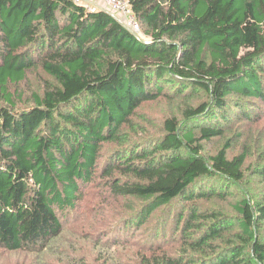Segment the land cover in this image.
Segmentation results:
<instances>
[{"label": "trees", "instance_id": "obj_1", "mask_svg": "<svg viewBox=\"0 0 264 264\" xmlns=\"http://www.w3.org/2000/svg\"><path fill=\"white\" fill-rule=\"evenodd\" d=\"M130 6L142 38L73 0H0V249L56 254L64 223L97 178L111 196L142 203L138 225L175 200L191 203L184 236L202 228L194 201L226 199L247 173L264 181V159L246 166L248 150L230 157L231 139L205 153L235 121L259 119L245 104L264 116V0ZM37 66L52 80L33 106L17 109L9 85ZM161 98L177 102L179 114L166 117L157 138L133 141L139 108ZM107 144L116 147L100 170ZM206 179L227 186L211 194ZM232 209L208 215V230L190 243L206 251L201 257L150 250L136 264H264V200L245 197Z\"/></svg>", "mask_w": 264, "mask_h": 264}, {"label": "rangeland", "instance_id": "obj_2", "mask_svg": "<svg viewBox=\"0 0 264 264\" xmlns=\"http://www.w3.org/2000/svg\"><path fill=\"white\" fill-rule=\"evenodd\" d=\"M47 80L52 78L37 66L29 70L20 83L10 84L9 90L15 95L17 109L33 106V94L43 95ZM245 105L259 119L252 123L235 121L225 137L216 138L206 144L207 156L215 154L227 139H231L233 147L229 151L230 157L248 150L246 166L257 165L264 159V116H261L259 108L255 110L251 104ZM260 106L263 104L260 103ZM179 112L180 106L177 102L169 103L164 98L143 103L135 115L134 122L137 127L131 132V139L141 142L157 138L163 133L166 117ZM115 147V144L104 146L100 170L107 162L110 149ZM116 176L122 177L119 173ZM103 183L97 178L83 190L81 203H78L74 214L71 213L68 221L64 223L62 238L54 247L58 249L56 254L49 252L43 257H37L28 251L10 252L0 249V264H136L137 260L140 262L143 253L146 256L151 255L150 250L159 256L163 254L181 257L188 253L194 258L201 257L206 251L202 253L201 250H195L190 247V243L208 230L212 222L208 215L221 210L230 217L235 214L232 205L245 197H250L253 201L264 200V181L259 176L247 173L240 186L229 185L226 199L214 196L194 201L198 211L204 214L200 217L202 228H196L184 236L181 229L191 203L184 199L175 200L171 205L157 210L145 223L138 225L136 211L142 203L132 197L111 196ZM202 185L211 194L220 192L221 187L227 186L219 179H206ZM234 230H238V227ZM234 230L225 233L224 238L217 242V250L225 247L223 240L232 237ZM260 236L264 237V224ZM208 251L211 252L210 255L215 253Z\"/></svg>", "mask_w": 264, "mask_h": 264}, {"label": "built area", "instance_id": "obj_3", "mask_svg": "<svg viewBox=\"0 0 264 264\" xmlns=\"http://www.w3.org/2000/svg\"><path fill=\"white\" fill-rule=\"evenodd\" d=\"M76 4L85 6L88 10L107 11L116 21L124 25L137 36L142 35L141 26L131 10L130 0H73Z\"/></svg>", "mask_w": 264, "mask_h": 264}, {"label": "bare ground", "instance_id": "obj_4", "mask_svg": "<svg viewBox=\"0 0 264 264\" xmlns=\"http://www.w3.org/2000/svg\"><path fill=\"white\" fill-rule=\"evenodd\" d=\"M79 5H81V4H79ZM82 6H83V5H82ZM84 7H85V6H84ZM85 8H86V7H85ZM97 10H103V9H100V8H99V9H97ZM97 10H96V11H97ZM90 11H91V10H90ZM92 12H94V11H92ZM123 26H124V25H123ZM124 27H125V26H124ZM128 30H129V29H128ZM129 31H130V30H129ZM132 33H133V32H132ZM133 34L136 35L135 33H133ZM142 35H143V34H142ZM136 36H137V35H136ZM137 37H138V38H142L143 36H142V37H141V36H140V37L137 36Z\"/></svg>", "mask_w": 264, "mask_h": 264}]
</instances>
